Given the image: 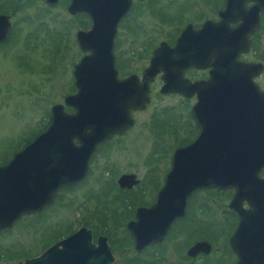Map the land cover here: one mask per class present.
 I'll list each match as a JSON object with an SVG mask.
<instances>
[{
  "label": "flooded vegetation",
  "instance_id": "af4514ba",
  "mask_svg": "<svg viewBox=\"0 0 264 264\" xmlns=\"http://www.w3.org/2000/svg\"><path fill=\"white\" fill-rule=\"evenodd\" d=\"M186 1L191 4L190 9L179 13L167 9L174 4L173 0L129 1L127 11L116 23L112 38L113 64L118 80L132 77L141 85L145 69L155 51L160 50L158 59L162 68L147 83L148 102L142 109L129 111L130 127L95 148L82 180L59 188L52 201L40 211L21 216L9 228L0 230V234L12 232L22 220L31 218V234L42 239L35 253L24 255L15 264L38 258L80 228L89 231L94 246L99 238L105 240L112 256L109 264H236L237 257L230 247V239L239 223V213L248 221L245 228L248 236L255 238L254 232L259 231L264 240L263 203L242 199L234 204L233 189L207 186L191 191L184 202L178 204L174 201L181 198V188L175 184L166 186L173 152L180 147L197 142L196 156L207 159L209 172L214 175L216 165L220 168L217 171L225 176L223 166L228 165L231 158L245 157L246 144L257 146L259 141L253 105L247 108L246 98H241L238 92L232 97L231 90L226 91L225 85L212 83L207 92V106L201 108L199 98L202 92L198 88H193L189 96L174 91L161 93L160 89L162 77L169 72L168 66L173 62L181 66V80L192 85L208 80L213 66L227 64L234 55L239 64L254 66L249 70L254 72L250 81L259 92H263L264 0ZM160 3L164 6L158 5ZM70 5L71 0H0V16H5L9 22L8 35L0 41V46L18 39L16 36L25 31L22 38L24 48L43 40L68 52L76 49L79 58L74 60V66L88 54L80 51L77 34L88 32L92 21L83 10L71 12ZM182 32L186 36L173 54L170 49ZM134 63H139L137 70L124 72ZM184 64L190 65L183 67ZM199 65L206 67L198 68ZM154 94L159 98H174L178 103L157 107L145 123L151 150L145 159L144 175L127 170H106L107 179L98 181L96 191L88 190L83 194L76 206L78 212L75 216L83 225L65 237H55L54 220L49 221V215L43 217L45 213H50L60 193L78 188L89 178V164L91 166L93 157L102 149L115 143L130 150L132 143L124 141L122 146V137L134 126L135 116L146 111ZM64 111L72 113L70 108H64ZM183 135L185 142L182 141ZM30 142L23 143L18 150ZM73 143L77 145L76 141ZM159 163L165 165L161 168ZM258 176L264 179V167ZM163 188L165 195L157 207V198ZM208 192H216L219 197ZM199 195L206 197L199 201ZM178 206H182L181 213ZM196 245L200 247L195 249Z\"/></svg>",
  "mask_w": 264,
  "mask_h": 264
},
{
  "label": "water",
  "instance_id": "95a60500",
  "mask_svg": "<svg viewBox=\"0 0 264 264\" xmlns=\"http://www.w3.org/2000/svg\"><path fill=\"white\" fill-rule=\"evenodd\" d=\"M129 1L71 0L69 10H83L92 21L88 32L77 34L80 51L88 54L72 67L75 92L65 96L62 104L51 106L45 130L0 167V230L9 228L21 216L40 211L52 201L59 188L82 180L95 148L130 127L129 111L142 109L148 102L147 83L162 68L158 59L160 50L155 51L145 69L141 85L132 77L118 80L113 64L112 38L116 23L127 11ZM8 30L7 18L0 16V41L6 39ZM185 36L182 32L170 49L173 54ZM204 67L206 65L198 66ZM168 68L169 72L162 77L161 93L174 91L189 96L193 88H198L202 92L199 98L201 108L207 106V92L212 83L225 85L226 91L231 90L232 97L238 92L241 98H246L247 108L253 105L259 137L257 146L246 144L245 157L228 160V165L223 166L225 176L217 171L220 168L216 165L214 175L209 172L207 159L196 156L197 142L176 149L166 177L167 187L175 184L181 188V198L174 202H184L185 197L197 188L216 186L233 189L234 204L242 199L264 204V179L258 176L264 167V91L259 92L250 81L254 72L249 70L254 66L239 64L232 55L227 64L212 67L208 80L192 85L181 80L178 63L173 62ZM64 108H70L72 113H65ZM164 195L163 188L157 198V207ZM177 209L181 213L182 206ZM239 214V223L230 239V247L237 257L236 264H264V240L259 231L254 232L255 238L248 236L245 230L248 221L244 214ZM198 247L196 245L195 249ZM111 261L105 240L99 238L94 246L89 231L80 228L38 258L18 264H109Z\"/></svg>",
  "mask_w": 264,
  "mask_h": 264
},
{
  "label": "rangeland",
  "instance_id": "374dc122",
  "mask_svg": "<svg viewBox=\"0 0 264 264\" xmlns=\"http://www.w3.org/2000/svg\"><path fill=\"white\" fill-rule=\"evenodd\" d=\"M173 1L174 4L167 7L170 12L179 13L190 9L191 4L186 0ZM158 5L164 6L163 3ZM24 33L25 31L19 33L16 36L18 39H12L9 44L0 46V166L8 163L23 143L30 142L32 137L45 130L51 106L62 104L65 96L75 92L71 71L74 60L79 58L78 51L72 49L68 52L67 49L55 48L43 40L24 48ZM138 64L130 65L124 72L137 70ZM177 103L174 98H159L154 94L146 111L135 116L134 126L122 137V146L124 141L132 143L130 150L122 149L115 143L102 149L93 157L91 166L89 164V178L78 188L59 194L50 213L46 212L43 216L49 215V221L54 220L55 237H65L83 225L75 216L78 212L76 206L81 202L83 194L88 190L96 191L98 181L107 179L106 170H127L139 176L144 175L145 159L151 150L145 123L157 107L176 106ZM182 139L185 142L186 137L183 135ZM135 148L138 150L133 152ZM164 165L159 163L158 167L162 168ZM208 193L219 197L216 192ZM203 197L206 196L199 195V201L204 200ZM31 221V218L24 219L12 232L0 234V264H15L24 255L35 253L40 247L42 239L31 234Z\"/></svg>",
  "mask_w": 264,
  "mask_h": 264
}]
</instances>
